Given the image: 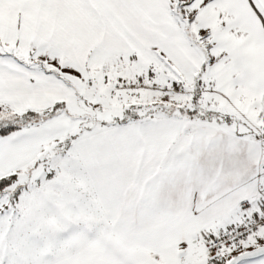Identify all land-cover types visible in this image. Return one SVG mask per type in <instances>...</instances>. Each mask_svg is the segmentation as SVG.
<instances>
[{"label":"snow or ice","instance_id":"1","mask_svg":"<svg viewBox=\"0 0 264 264\" xmlns=\"http://www.w3.org/2000/svg\"><path fill=\"white\" fill-rule=\"evenodd\" d=\"M0 264H264V0H0Z\"/></svg>","mask_w":264,"mask_h":264}]
</instances>
